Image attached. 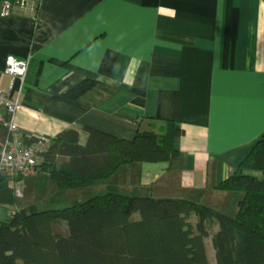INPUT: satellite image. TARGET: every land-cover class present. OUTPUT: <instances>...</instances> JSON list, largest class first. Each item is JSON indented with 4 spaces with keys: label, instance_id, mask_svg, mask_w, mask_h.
<instances>
[{
    "label": "crops",
    "instance_id": "obj_1",
    "mask_svg": "<svg viewBox=\"0 0 264 264\" xmlns=\"http://www.w3.org/2000/svg\"><path fill=\"white\" fill-rule=\"evenodd\" d=\"M5 1L13 0H0V89L19 96L23 134L88 127L131 140L142 119L172 120L184 129L176 158L123 164L86 188L188 198L236 214L243 194L216 186L264 136V0L14 1L2 15ZM8 56L29 60L24 82L5 73ZM6 117L0 110V122ZM4 178L24 194L30 178L41 184L37 196L43 183L61 191L45 171ZM38 201L0 205V220L39 210ZM208 253L214 259L212 246Z\"/></svg>",
    "mask_w": 264,
    "mask_h": 264
},
{
    "label": "trees",
    "instance_id": "obj_2",
    "mask_svg": "<svg viewBox=\"0 0 264 264\" xmlns=\"http://www.w3.org/2000/svg\"><path fill=\"white\" fill-rule=\"evenodd\" d=\"M0 122V142L8 136ZM81 133L86 141L81 142ZM184 129L172 120L142 119L133 139L85 127L49 137L41 171L61 190L86 188L123 164L176 158ZM41 134H23L25 143ZM264 136L237 172L216 186L242 193L235 215L188 198L106 191L61 208L14 212L0 220V264H264ZM19 178L18 180H21Z\"/></svg>",
    "mask_w": 264,
    "mask_h": 264
},
{
    "label": "built area",
    "instance_id": "obj_3",
    "mask_svg": "<svg viewBox=\"0 0 264 264\" xmlns=\"http://www.w3.org/2000/svg\"><path fill=\"white\" fill-rule=\"evenodd\" d=\"M14 1L24 5L26 1L39 3L41 0L5 1L1 8L2 15L11 12ZM28 68V59L15 56H8L6 59L5 73L12 78H19L24 82ZM19 106V96L13 97L10 90L0 89V110L4 109L7 112L5 125L9 132L8 138L4 142H0V175L5 174L14 183L19 178L33 177L41 171V154L48 148L51 141L48 136L39 135L34 142L25 143L23 133L15 122Z\"/></svg>",
    "mask_w": 264,
    "mask_h": 264
},
{
    "label": "rangeland",
    "instance_id": "obj_4",
    "mask_svg": "<svg viewBox=\"0 0 264 264\" xmlns=\"http://www.w3.org/2000/svg\"><path fill=\"white\" fill-rule=\"evenodd\" d=\"M260 175L262 177H264L263 174L260 173ZM44 175H41L40 178H42ZM26 182H28V184L26 183V190H25V194L23 192H21V190L19 188L16 187H11L10 186V181L8 178H4L1 183H0V201H2V203H6V204H1L4 207H9L11 206V208H13L16 204H22V203H28L31 202L32 199H34L35 197H37V199L39 200L38 202H40V204L38 203V209L39 210H44L47 207L43 206V201L41 200V197H46L50 200L51 202V206L54 208H61L64 207V205L58 204L59 206H55L56 203H59L58 201H60L63 197L66 198H71V197H77L78 199L81 200H86L89 197H91L92 195L95 194H91V190L90 188H86V189H78L73 191L74 193H69L66 195H63L62 190L59 192H54V193H50V186L48 184H44L40 187L42 188V192L39 191L38 192V196H37V190L39 188L38 184L40 182H34L35 180L33 179H27L25 180ZM23 186V184H21V187ZM48 186V187H47ZM23 193V194H22ZM98 193H103V192H97ZM24 195V196H23ZM72 195V196H71ZM135 195H141V194H135ZM143 195H148V194H143ZM72 203V202H71ZM205 243H206V247L207 250L211 252V239L210 238H206L205 239ZM210 258V256H209ZM210 261H214V259L210 258ZM213 264V263H212Z\"/></svg>",
    "mask_w": 264,
    "mask_h": 264
}]
</instances>
